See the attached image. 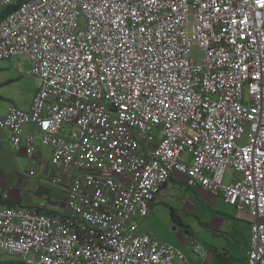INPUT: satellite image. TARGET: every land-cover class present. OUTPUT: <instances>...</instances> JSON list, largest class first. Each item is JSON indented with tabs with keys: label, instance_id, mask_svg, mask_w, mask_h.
<instances>
[{
	"label": "built area",
	"instance_id": "1",
	"mask_svg": "<svg viewBox=\"0 0 264 264\" xmlns=\"http://www.w3.org/2000/svg\"><path fill=\"white\" fill-rule=\"evenodd\" d=\"M16 2L0 0V14ZM13 58L41 86L0 130L36 168L24 128L41 130L52 184L68 190L63 215L6 206L0 195V255L188 264L139 233L177 172L252 217L247 264H264V0H28L0 21V61Z\"/></svg>",
	"mask_w": 264,
	"mask_h": 264
},
{
	"label": "rangeland",
	"instance_id": "2",
	"mask_svg": "<svg viewBox=\"0 0 264 264\" xmlns=\"http://www.w3.org/2000/svg\"><path fill=\"white\" fill-rule=\"evenodd\" d=\"M16 1L14 0V2ZM0 85H2L1 88L4 91L3 96L6 94L13 102L7 103L21 110L29 103L31 96L39 90L41 83L38 78L31 75V66L28 62L23 61L21 58H13L8 61H0ZM12 94L18 95L19 99L12 101ZM157 138L160 139L161 137L157 136ZM244 142L245 139L242 143ZM29 167L28 163L26 172L23 175L26 179L23 180L22 178L20 180H23L22 183L17 182V186L12 188V190L6 189L5 193H1L9 197V202L14 204L21 202L26 196L25 184L37 181L34 170H30ZM232 176L233 172L229 169L225 175V180ZM169 184L175 189L173 191L172 189L170 190L167 201L162 199L157 202L158 200H155V205L149 210L151 217L149 220H147L148 218L145 219L146 221L139 228V233L154 231L164 240H168L173 244L176 249H179L185 259L199 258L192 252L191 241L198 242L204 246L209 240L227 244L232 242L233 238H237L236 234L233 233V220L227 221V216H232L231 212L236 213V211L224 204V201H221L222 198L217 197L210 203L209 199L204 195L189 191L187 186L180 180L169 182ZM187 193L197 202L196 211L191 212L187 208L183 210L181 201L187 196ZM210 199L212 198L210 197ZM217 218L224 219L226 222L224 221L225 223L223 224L220 221L214 222L213 220H217ZM138 221L140 223L141 220L138 219ZM226 223L227 226H225ZM239 241L244 244V239ZM204 247L206 248L208 245ZM237 249L242 250V258L244 259L245 249L240 247V245L237 246ZM191 255L193 256L191 257ZM0 260L2 262L7 260L19 261L6 255H1ZM173 264H176V262Z\"/></svg>",
	"mask_w": 264,
	"mask_h": 264
},
{
	"label": "crops",
	"instance_id": "3",
	"mask_svg": "<svg viewBox=\"0 0 264 264\" xmlns=\"http://www.w3.org/2000/svg\"><path fill=\"white\" fill-rule=\"evenodd\" d=\"M1 87L2 85H0V118H3L7 115L9 108L15 106H11L7 103L11 102L10 97L6 94L5 96H3L4 91ZM37 92H35L31 96L29 103L24 106L21 110L26 112L30 110L33 98L35 97ZM12 95V101H16L17 99H19L18 95ZM28 135L33 136L35 140V150L38 156L37 168L31 166L30 161L25 156L22 149L17 153L13 152L12 147L9 143V131L5 129L0 130V195H3L1 193H5L6 189L12 190V188L17 186V182L22 183V181L26 179V177H24L23 175L26 172V166L29 163V168L30 170H34V175L35 178H37V181H31L25 184L26 196L21 202H17L16 205H18L19 207L32 208L36 210L38 209L42 213L63 215V207L65 206L68 186L63 184L60 186H54L52 184L53 177L57 176L58 173L49 166L50 160L52 158L51 149L43 147L41 145L42 131L37 129L33 125H28L24 128V136ZM22 178L23 180L20 181ZM177 180H180L184 183V185H186V178L183 175L174 172L169 182L172 183ZM169 182L162 188L158 198L156 199L158 200L157 202L162 199L167 201V197H169L168 193L171 189L172 191L173 189H175L172 185L169 184ZM187 189L195 193L197 192V194L200 193L204 195L207 199H209L210 203H212L217 197H219L208 194L199 188H188L187 186ZM210 197L212 199H210ZM7 200L9 201V197L7 198ZM16 201L18 200L16 199ZM181 204L183 205V210H185L186 208L191 212L197 210L195 209L197 208V202L192 199V197L188 193L187 196L182 199ZM154 205L155 204L153 203L150 208H152ZM228 207L231 206L228 205ZM233 209L236 211V213L231 212L232 216H227V221L233 220V233L236 234L237 238H233V241L227 244L214 242L212 240L207 241L204 245H208V247H206V249L208 250V254L205 256V258H202L201 256L197 255L192 250V252L196 254L199 258L194 257L193 259H186V262L188 264H247V253L249 249L251 225L253 223V219L248 213L237 211L235 208ZM150 217L151 213L149 214V216L146 217L148 218L147 220H149ZM145 219H143L144 221L141 220L143 222L140 221L139 228L142 226V223L146 221ZM213 221H220L222 224L226 222L224 219L220 218H217V220L214 219ZM225 226H227V223L225 224ZM148 233L151 234L154 239L160 242H162L163 240L162 243L175 247L168 240H164V238L157 235L154 231ZM240 239H244V244L240 243ZM191 244L192 241L190 242V246ZM238 245L245 249L244 259L242 258V250L237 249ZM192 256L193 255H191V257ZM175 262L176 264H186L184 261L181 260H176Z\"/></svg>",
	"mask_w": 264,
	"mask_h": 264
},
{
	"label": "trees",
	"instance_id": "4",
	"mask_svg": "<svg viewBox=\"0 0 264 264\" xmlns=\"http://www.w3.org/2000/svg\"><path fill=\"white\" fill-rule=\"evenodd\" d=\"M28 0H17V2L15 3L14 6H12L11 8H8L6 10H4L3 12H1L0 14V21L11 11H13L14 9H16L19 5H21L24 2H27ZM6 206H10V207H17L18 205L9 202L8 200L6 201H2ZM19 207V206H18ZM26 208V207H25ZM38 210V209H37ZM39 212H41L40 210H38ZM0 259H1V255H0ZM0 264H24L21 261H13V260H7V261H1L0 260Z\"/></svg>",
	"mask_w": 264,
	"mask_h": 264
}]
</instances>
